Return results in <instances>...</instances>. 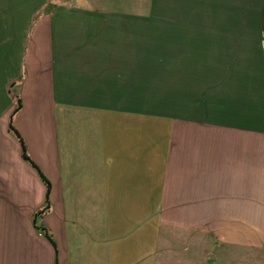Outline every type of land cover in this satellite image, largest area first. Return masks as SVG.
Returning a JSON list of instances; mask_svg holds the SVG:
<instances>
[{"label": "crops", "instance_id": "0c3cea01", "mask_svg": "<svg viewBox=\"0 0 264 264\" xmlns=\"http://www.w3.org/2000/svg\"><path fill=\"white\" fill-rule=\"evenodd\" d=\"M149 1L0 0V264H264V0Z\"/></svg>", "mask_w": 264, "mask_h": 264}, {"label": "trees", "instance_id": "16d2710c", "mask_svg": "<svg viewBox=\"0 0 264 264\" xmlns=\"http://www.w3.org/2000/svg\"><path fill=\"white\" fill-rule=\"evenodd\" d=\"M21 107V100L19 97H17V103L16 106L13 110V112L10 115L9 118V122H8V130L9 132H11L15 137H17V139L19 140L20 144H21V155L22 158L29 163L39 174V177L41 178V180L43 181V183L46 186V196H45V205L39 209L35 214H34V221H36V219L40 216H42L45 212H47L49 210V191H50V183L48 181V179L44 176V174L42 173V171L40 170V168L33 162V160L31 159V157L28 155L27 153V149H26V145L23 141V139L20 137L19 133L17 132V130L15 129L14 125H13V116L14 114L20 109Z\"/></svg>", "mask_w": 264, "mask_h": 264}, {"label": "rangeland", "instance_id": "374dc122", "mask_svg": "<svg viewBox=\"0 0 264 264\" xmlns=\"http://www.w3.org/2000/svg\"><path fill=\"white\" fill-rule=\"evenodd\" d=\"M136 1V7L137 8H142V10H146L147 7L150 5V1L149 0H135ZM170 2L166 3L167 5L169 4ZM154 228V227H153ZM175 256V255H174ZM207 263V262H206Z\"/></svg>", "mask_w": 264, "mask_h": 264}, {"label": "built area", "instance_id": "2783aa9c", "mask_svg": "<svg viewBox=\"0 0 264 264\" xmlns=\"http://www.w3.org/2000/svg\"><path fill=\"white\" fill-rule=\"evenodd\" d=\"M39 235H42V233L39 232Z\"/></svg>", "mask_w": 264, "mask_h": 264}]
</instances>
